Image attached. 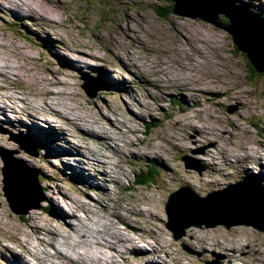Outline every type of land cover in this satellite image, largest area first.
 Wrapping results in <instances>:
<instances>
[{"label":"rangeland","instance_id":"obj_1","mask_svg":"<svg viewBox=\"0 0 264 264\" xmlns=\"http://www.w3.org/2000/svg\"><path fill=\"white\" fill-rule=\"evenodd\" d=\"M237 1L246 4L264 16V10L255 8L252 0ZM170 3H172L170 0H64L61 10L65 13L61 25L56 27L57 32L65 41V47L59 45V55L63 58L67 57L66 61H72L79 67L89 64L108 70L110 81L107 83L100 80L104 78L100 77V72L96 69H94V74L79 72L75 73V77H73L71 72L45 68L43 58L50 59L54 56V50L49 48L51 42L42 38L45 37V34L40 32L41 30L30 19L19 18L25 15L19 7L8 9L6 14L0 12V43L2 44L0 47V93H9L20 99L25 98L33 102H38V94H52L58 102L56 109L60 111L59 113L71 114V117H76L78 114L97 117V108L99 107L103 113L109 114L111 121L114 118L127 121L130 116L129 109L142 117L141 121L134 119L128 124L131 128H138L135 135L141 143H138L137 147L147 149L154 145L160 146L163 154L168 158L166 161L169 166L174 168V172L181 173L186 167L202 160L198 155L206 148H212L214 142H203L194 129L176 130L168 113L172 111L181 114L178 112V108L182 106V103L184 104L182 99H178L173 93L159 96L151 85H149V92L145 91L141 84L142 75L158 71L167 60L173 57L193 68L195 73L192 75L193 82L199 81V84L202 85L204 79L212 90H216L217 94H222L226 88L229 91L228 95L222 94L216 96L215 99L211 97L210 103H206L204 97L200 96L199 102L203 107L216 114L226 116L228 119L233 117L236 112H242L240 116L233 117L237 119L238 123H242L239 128L235 129L226 125L222 130V133L228 130V136H230V132L233 133L235 138L232 147L239 150L243 142H248L253 143L248 146L254 150H264V138L262 139L258 134V131L264 130V73H253L252 66L246 57L234 48L233 40L225 29L199 18L182 16L172 11L168 12L165 8ZM259 3L264 7V0H260ZM158 11L163 12V15L160 16ZM191 20L197 21L198 24ZM171 23L177 27V30H171ZM159 28L166 31V35H162L160 38L157 37ZM36 31L40 33L37 34ZM53 32L55 31L52 30L50 35L56 39L59 35ZM181 32L185 35H182ZM102 42L109 47L112 57ZM88 46L93 51H89ZM94 57H102L105 60L94 59ZM66 61H64V65ZM220 72L223 75H218ZM117 79L125 81L124 86L129 89L128 93L114 92L117 85H114L112 81ZM202 88L204 91L209 89L208 87ZM86 90L93 92L94 96L89 97ZM151 98H155L156 105L153 103L148 105L153 111L151 115H146L142 113L141 107L146 99ZM6 102L10 105L8 101ZM22 105V102L18 100L13 106L19 109V106ZM108 105L109 107H107ZM232 105L237 108L234 110ZM15 116L21 121L25 120L24 114H15ZM37 118V123L40 126H37V130L31 131L23 129L26 125L18 126L22 129L8 130L0 124L1 132L5 134L6 138L18 145V148L10 149L8 142L0 139V152L5 151V154L11 152V155L15 156L26 152L17 142L20 137L25 138L22 135H31L32 133L36 138L34 139L36 144L32 142L36 145V150L34 152L31 149L29 155L33 166H29L34 169L40 168L42 176L46 175L52 178L51 185H57L55 191L59 208L69 214V208L61 196L63 190L70 196L81 200L87 199L91 202L97 200L99 206L108 203L106 211L93 207L99 216V221L95 219V226L100 228L94 238L98 240L106 238L105 230L108 223L116 222L115 215L111 213L114 209L126 216L129 221L138 222L144 229L143 236L145 238L138 242L143 247V255L139 258L128 255L129 257L124 260L129 262L128 264H150L147 263L150 260H154L155 264H258V262L264 264V253H259V251H264V223L257 225L249 218V209L245 200L255 189L264 191V186L253 183L254 180L259 182L258 179H255L257 166L248 165L245 173H241L244 176L225 181L226 184L222 188L211 189L210 187L196 191L197 194L193 195L191 200L199 201L206 206H202L199 210L187 201L188 193L183 190L176 191L178 185L186 183L180 182L179 178L174 180L173 173L164 177L163 163L159 159L153 158L148 159L145 164L142 162L136 164L135 168L130 167L124 161L117 162L115 169L122 167L126 172V175L122 176V184L130 183L133 175L139 170L142 171L136 177V184L131 190H121L120 187L108 183L109 196L91 188L85 189V195H81L74 190V186L82 187L79 177L83 170L86 171V174L95 176L97 186L103 187L104 183L102 176L98 171L94 173L93 167L89 164L93 160V156H90L88 160L85 158V155L89 154L87 147L95 150L100 158L107 161L109 165H112V156L102 144L83 140L81 137H71L69 135L71 131H68L67 125L60 119L44 114L37 115ZM82 121L85 123L83 118ZM44 122L49 123V126ZM25 124L29 125V123ZM124 129L127 130L126 127ZM74 131L80 134L76 129ZM170 133L181 138L182 142L187 141L188 144L179 149L168 140ZM114 135L111 133V136ZM136 136L127 132L128 138L126 139L136 141ZM255 140H261V142H253ZM120 143L122 144L121 141ZM132 149L133 147H130V150ZM41 154L46 155L43 161L40 160ZM22 161L25 162L24 159ZM0 165L3 166L2 161H0ZM237 169L240 167L235 165L232 170ZM229 170L231 168L229 169L225 165L223 175L227 176ZM212 172L213 170L208 166L197 165L193 175L200 180L204 174L210 178ZM221 176L222 174L215 171L216 180ZM242 177L249 183L234 191L230 185L242 182L239 181V179H243ZM164 179L169 182L167 187H163ZM14 190L17 194L24 195V192L18 188H14ZM175 191L176 194L172 196L167 205L168 213L173 215L177 207V212L186 217L187 221L193 223L177 240L173 238L172 231L165 227V223L169 221L165 211L167 196ZM259 191L261 205H264V196H262L264 192ZM152 192L156 193V202L143 203V201L149 200ZM43 193V201L35 209L37 211H40V208L47 203L44 198L46 192ZM142 198L143 201H141ZM212 199L219 201L224 209H218L215 205L209 207L208 204ZM234 208L238 211L237 213ZM144 209L147 211L142 212ZM201 209L203 210L201 211ZM149 212L156 215L157 219L147 221L141 217ZM78 213L83 215L82 212ZM93 216L95 215L90 217ZM199 220L203 221L198 223ZM100 222H104L105 226L102 227ZM115 225L122 229L124 234L138 235L137 232L126 231L120 225ZM233 225H235V228H232L233 235L240 226H243V229L250 228L238 243L235 257L231 256V258H235L233 261L230 260L228 254L222 253L220 248L205 250L203 247L199 248L194 245L193 241L187 242V232L191 227L203 229L201 232L204 234L215 236L216 233L221 235V238L225 236L232 240L233 238L226 237V235L228 229ZM151 228L157 229L158 234L151 235L152 233L148 231ZM11 234V232L0 228V243L23 256L26 259L25 264H39V261L34 257L27 258L28 254L22 250L20 245L9 240ZM59 242L61 243V241ZM156 243L163 246L165 250H161V246ZM223 245L232 249L227 244ZM61 247L64 251L69 252L65 244ZM184 248L187 250L185 251ZM118 249L124 251L123 247H118ZM97 250L103 255H109V251L105 249ZM5 255L8 256V253ZM244 256L245 259H242ZM113 260L119 263L118 258ZM4 262L8 263V258L3 259L0 252V264H4ZM41 262L51 264L43 256Z\"/></svg>","mask_w":264,"mask_h":264},{"label":"bare ground","instance_id":"obj_2","mask_svg":"<svg viewBox=\"0 0 264 264\" xmlns=\"http://www.w3.org/2000/svg\"><path fill=\"white\" fill-rule=\"evenodd\" d=\"M259 2L260 0H252L255 8L264 10L263 5L260 6ZM63 3L64 0H0V12L6 14L8 9L19 7L25 14L19 18L30 19L33 24L41 30L40 32L45 34V37L42 38L48 39L51 42L49 44V48L54 50V56L52 58H43L45 68H56L60 72H71L73 77H75V73L79 72L94 74V69H96V71L100 72V77L104 78L100 80L107 83V81H110V72L108 70H105L100 66H91L89 64L79 67L72 61H66V56V58H63L59 55V45H64L65 41L57 32L56 27L61 25L63 15L65 13V11L61 10ZM177 17L179 18L180 16ZM191 21L193 22L195 20ZM195 22L198 24L197 21ZM170 27L172 31L177 30V27L172 23ZM52 30L55 31L53 33H57L59 35L56 39H53L50 35ZM40 32L36 31L35 33L38 34ZM157 32L158 38L162 35H166V31L163 28H159ZM181 34L185 35L182 32ZM226 34L228 35V33ZM97 38L99 39V37ZM102 43L109 52V55L112 57L109 47L104 44V42ZM196 43L198 44V42ZM0 47H2L1 43ZM62 47H65V45ZM80 48H82V46H80ZM88 48L89 51H93L89 46ZM89 56L93 57L91 55ZM39 59H42V57H39ZM94 59L105 60L102 57H94ZM64 61H66L65 65ZM121 64L126 68L123 63ZM192 69L193 68H190L187 63H181V61L172 57L167 60L158 71L152 74L142 75L143 81L141 82L145 91L149 92V85H151L156 89V94L159 96H162L165 93H173L178 99H182L184 104L182 103V106L178 108V112H181V114L173 113L172 111L168 113L171 117V123L176 130L183 131L187 128L194 129V131L202 138L203 142H214L212 148L208 147L198 155L202 160L197 161V163H194L192 166L186 167V169L181 173L174 172V168L169 166L166 161L168 158L163 154L160 146L154 145L147 149L137 147L139 146L138 143H141L139 138L135 135L138 128H131L128 124H130L134 119L136 121H141L142 117L137 113H133L129 109L128 113L130 116L127 121L119 120L117 118H114V120L111 121L109 119V114L103 113L99 107L97 108V117L90 115L83 116L80 114H78V116L76 115V117H71V114L65 115L59 113L60 111L56 109L58 108V102L52 94H38V102H33L28 99L26 100L25 98L20 99L19 97L10 95L9 93H0V124L8 130H12L14 128L22 129L18 127L19 125H26L23 128L25 130H37V126H40V124L37 123V115L44 114L50 116L51 118L60 119L65 125H67L68 131H71L69 133L71 137H81L83 140H91L106 147L112 156V165H109L107 161L101 159L95 150L87 147L89 154L85 155V158L88 160L90 159V156H93V160L90 161L89 164L93 167L92 170H94V173L95 171H98L100 176H102L104 183L103 187L97 186V179L95 176L86 174V171L83 170L79 177V183L82 187L74 186V190L79 192L81 195H85V189L91 188L102 192L105 196H109L110 190L107 188L108 183L124 189L121 181L122 176H125L126 172L122 167L115 169L117 167V162L124 161L126 164L130 165L141 162L145 164L150 158L159 159L163 163L164 177H168L169 173H173L175 175L173 178L174 180L179 178L180 182L186 183L184 185L188 186L195 192L210 187L211 189L224 187V184H226L225 181H230L231 179L235 180L237 177L244 176L241 173H245L248 165L253 167L257 166L255 179H258L259 182H255L254 180L253 183L264 186V150L256 151L252 147L248 146L253 143L248 142H243L240 149L236 150L232 147V143L234 141L233 139L235 138L233 133L231 134L230 132V136H228V130L222 133V130L225 129L226 125L235 129L241 126L242 123H238L237 119L233 117L240 116L242 112L238 111L233 117L228 119L226 116L216 114L203 107L199 102L200 96L204 97V101L206 103H210L211 97L215 99L216 96L222 94L228 95L229 91L226 88L222 91V94H217L216 90H212L209 83L204 81V79L202 85L199 84V81L197 83H195V81L193 82L192 75H195V73ZM260 73H264V71ZM133 75L136 77L135 73H133ZM196 75L199 77L198 74ZM218 75L223 74L220 72ZM16 81L20 82L18 80ZM112 82L114 85H117V92L114 91L115 93L129 92V89L124 86V80L117 79ZM202 87H208L209 89L204 91ZM18 100H20L23 105L19 106V109H16L13 105H15ZM6 101H8L10 105L7 104ZM151 103L156 105L155 98L146 99L141 107L142 113L146 115L152 114L153 110L148 106L151 105ZM107 107H109V105ZM236 108V106H233L234 110ZM15 114H24L25 120H19ZM82 118L85 120V123L82 121ZM25 123H29V125ZM44 123L49 126V123ZM125 127L127 130L124 129ZM74 129H76L80 134H77ZM60 132L65 134L63 131ZM127 132H131L134 136H136V141L127 140ZM111 133H114L115 135L111 136ZM258 134L262 137V139L264 138V130L258 131ZM0 139L4 140V142H8L10 149L18 148L16 143L7 139L5 134L1 132V127ZM33 139L36 138L32 135V140ZM168 140L179 149L183 148V145L188 144L187 141L182 142L181 138L171 133L168 136ZM261 140H255L253 142L260 143ZM42 144L45 145L44 143ZM130 147H133V149L130 150ZM31 148L36 150L34 146H31ZM29 154L30 152L27 151V153L22 152V154L19 155L20 157L12 155L24 159L28 165H31ZM2 155L3 152L0 154V161H2ZM45 156V154H41L40 160L43 161ZM197 165L208 166L212 169L213 172L211 176L209 175L210 178H208L206 174L202 175L200 180L197 177L195 178L193 171L197 168ZM225 165H227L229 169L231 168V170L227 173V176L223 175ZM235 165L240 167V169L232 170ZM1 168L2 166L0 165V228L12 233L9 235V240L20 245L22 250L28 254L27 258L32 256L39 261V264H43L41 262L42 256L49 260L51 264H59L58 262L61 264H128L129 262L127 263L124 261L126 257L130 256L139 258L143 255V247H141L138 242L139 240H143L145 238L143 236L144 229L141 228V225H139L138 222L133 223L129 221L126 216L115 210L113 214L115 215L116 222H110L106 227V238L103 240L95 239L94 237L100 231V228L95 226V219H98L99 221V216L97 210L93 207H96L98 210L101 209V211H106L108 203L101 204V206H99L97 200L91 202L84 199V201L70 196L63 190L61 196L64 203L69 208V214L65 213L61 208H59V206H57V192L55 191L57 185H51L50 182H53L51 177L45 176V180L42 176V171H39L40 168L38 167H36V169L39 171V174L43 179H41L40 186L44 190L43 192H46L44 198L47 203L44 207L40 208V211L35 210L36 208H31L25 215L12 213L3 196ZM215 171L222 174L218 180L215 179ZM242 178L243 179H239V181L247 182L244 177ZM48 180L50 182H48ZM162 184L163 187H167L169 182L167 179H164ZM178 186V189H180L182 185ZM156 198V193L152 192L148 201H143V198L141 201L145 204L155 203ZM245 200L246 205L250 210V214L248 215L249 218L257 225L264 223V205H261V196L258 193V190L255 189ZM198 203L200 206L206 207L201 202ZM212 205H215L218 209H224V206L219 201H215V199H212L208 204L209 207H212ZM234 210L236 213L238 212L236 208H234ZM145 211H147V209H144L142 212ZM78 212H82L83 215H79ZM91 215L95 216L90 217ZM141 217L147 219V221L157 219V216L150 212ZM119 219H122V222ZM100 223L102 227L105 226L104 222ZM115 223H124V230L137 232L138 235L133 236L124 234V231L118 228ZM235 225L228 229V234L226 235V237L233 238L232 240L225 238V236L221 238V235L216 233L215 236L204 234L201 232L203 229L191 227V229L187 232V242L189 243L193 241L194 245L199 248L203 247L205 250L208 248H220L221 252L228 254L230 260L233 261L235 258H231V256L234 255L235 257L237 254L238 243L241 241L243 235H245L250 229L249 227L247 229H243V226H240L233 235L232 228H235ZM189 227L190 225L188 228ZM148 231L152 233L151 235H153V233L158 234L157 229L151 228ZM59 241H61V243ZM64 244L67 246L69 253L62 249L61 245ZM156 244L160 245L158 243ZM223 244L231 246L232 249L230 250L227 247H224ZM118 247H123L124 251L119 250ZM97 248L107 249L110 252V255L106 257L100 253ZM161 248V250H165L163 246H161ZM184 250L186 251L187 249L184 248ZM0 252L2 253L3 259L8 258V263L4 262V264H25L26 259L17 251L10 249L7 245L0 243ZM6 253H8V256L5 255ZM259 253L263 254L264 251H259ZM114 258H118L119 263L113 260ZM242 259H245V256ZM147 263L155 264V261L150 260L147 261ZM258 264L260 263L258 262Z\"/></svg>","mask_w":264,"mask_h":264},{"label":"water","instance_id":"obj_3","mask_svg":"<svg viewBox=\"0 0 264 264\" xmlns=\"http://www.w3.org/2000/svg\"><path fill=\"white\" fill-rule=\"evenodd\" d=\"M170 1L173 2V13L189 16L192 18H201L220 28L225 29L232 37L236 48L245 55L246 59L254 68V70L257 73L264 71V16L260 15L247 5H244L237 0ZM226 19L228 20V23L224 24ZM86 92L89 97L94 96L93 92H89L87 90ZM26 144L30 145L28 142H26ZM27 150L29 151V149ZM2 159L5 164V167L3 168V174L5 176L4 191L6 192L9 200L11 201L12 199V209L16 213H26L31 208H37L39 206V201L42 200V195L36 172L22 164V167L16 166L14 174L11 175L10 166L12 162L14 161L19 163L20 161L17 159H12L10 153L8 155H2ZM240 185L241 183H235L233 185L231 184L230 186H232L233 190L235 191L239 189ZM11 187H16L20 190L22 189V191L30 193V199L32 202L22 206L21 204H16V198L11 192ZM184 188L185 187H181L178 191L184 190ZM175 194L176 191L169 193L167 196L165 211L168 215L169 221L166 222L167 224L165 223V227L172 231L173 238L177 240L184 235L185 229L188 228L189 225H193V223L187 221L186 217L177 212V207L175 208L173 215L168 213L167 205L172 196Z\"/></svg>","mask_w":264,"mask_h":264},{"label":"clouds","instance_id":"obj_4","mask_svg":"<svg viewBox=\"0 0 264 264\" xmlns=\"http://www.w3.org/2000/svg\"><path fill=\"white\" fill-rule=\"evenodd\" d=\"M175 104H178V103H175ZM23 137H25V138H22V137H20V139H18V144H19V146L22 148V149H24V151H28L27 149H29V151L28 152H31V149H32V151H34L35 152V149H33V148H31V146H34L35 148H36V143H35V141H34V139L32 140V136L31 135H22ZM26 142H28L30 145H27L26 144ZM32 142H34L35 144H33ZM46 143V145H47V142H45ZM2 153V151L0 152V154ZM10 153V156H11V158L12 159H17V160H19L20 162L19 163H17V162H12V164H11V166H10V173H11V175H13L14 174V172H15V167L16 166H20V167H22V164L24 165V166H26V167H29V168H31V169H33L35 172H36V174H37V177H38V184H39V186H40V182H41V176H40V174H39V171L35 168H32L31 166H29L26 162H23L22 160H21V158L19 159L18 157H15V156H13V155H11V152H6V154L3 152V155H8ZM63 156V155H62ZM2 164H3V166H2V168H1V173H2V184H3V186H2V191H3V196L5 197V199H6V201H7V203H8V206H9V208H10V210L13 212V213H15V214H25V213H16L13 209H12V206H11V202H12V199H11V201L9 200V198H8V196L6 195V192L4 191V187H5V182H4V180H5V176H4V174H3V168L5 167V164H4V161H3V159H2ZM130 167H132V168H135V167H137L136 166V164H134V165H130V164H128ZM22 171V170H21ZM142 171L141 170H139L135 175H133V178H132V180L130 181V183L129 182H125V184H122L123 186H124V189H122L121 188V190H126V191H129V190H131L133 187H134V185L136 184V177L138 176V174L139 173H141ZM46 176V175H45ZM45 176H43V178L45 179ZM19 177H20V175H19ZM18 178V177H17ZM27 179V178H26ZM73 179V178H72ZM75 179V178H74ZM46 180V179H45ZM9 181V180H8ZM48 182H50L49 180H48ZM13 183V182H12ZM18 183V182H17ZM236 183H241V185L239 186V189L242 187V186H244V185H246L247 183H249V182H236ZM16 185V184H15ZM23 185V184H22ZM41 187V186H40ZM181 187H185L184 188V192H186V193H188L189 194V197L187 198V201L191 204V205H193V207L195 208V209H200L202 206H199L200 204L198 203V202H194L193 200H191V198H192V196L193 195H195V194H197V192H195L194 190H192V189H190L188 186H186V185H182ZM180 187V188H181ZM14 188H16V187H11V192H12V194L13 195H15V203L16 204H21V206L22 205H25V204H27V203H31L32 201H31V199H30V193H28V192H25V191H22V189L20 190V191H22V192H24V195H19V194H17L16 192H15V190H14ZM24 188V187H23ZM238 189V190H239ZM177 190H179V189H177ZM32 192V191H31ZM41 195H42V200L41 201H43V189H42V187H41ZM41 201H39V203L41 202ZM14 203V202H13ZM14 203V204H15ZM36 205V204H35ZM36 207V206H35ZM39 207V206H38ZM37 207V208H38ZM20 209V208H19ZM115 210H117V209H114L111 213H113ZM203 209H201V211H202ZM118 211V210H117ZM20 212H21V210H20ZM203 220H199V222L198 223H200V222H202ZM109 224V223H108ZM115 224H118V225H120L122 228H123V226H124V223H115ZM192 226V225H191ZM96 239V238H95ZM97 249H105V248H97ZM105 250H107V249H105ZM108 251V250H107ZM69 253V252H68ZM109 255H110V252H109ZM108 255V256H109ZM106 257H108L107 255H105Z\"/></svg>","mask_w":264,"mask_h":264},{"label":"trees","instance_id":"obj_5","mask_svg":"<svg viewBox=\"0 0 264 264\" xmlns=\"http://www.w3.org/2000/svg\"><path fill=\"white\" fill-rule=\"evenodd\" d=\"M172 5H173V2L172 3H170V5L169 6H166V8H165V10H167L168 12H170V11H172ZM158 14L160 15V16H162L163 15V12H161V11H158ZM226 22L224 23V24H227L228 23V20L226 19L225 20ZM232 38V37H231ZM234 48L236 49V50H238L237 48H236V46H234ZM239 51V50H238ZM243 54V53H242ZM244 55V54H243ZM245 56V55H244ZM252 70H253V73H255L256 71L254 70V68L252 67ZM244 236V235H243Z\"/></svg>","mask_w":264,"mask_h":264},{"label":"flooded vegetation","instance_id":"obj_6","mask_svg":"<svg viewBox=\"0 0 264 264\" xmlns=\"http://www.w3.org/2000/svg\"><path fill=\"white\" fill-rule=\"evenodd\" d=\"M122 222V219H119Z\"/></svg>","mask_w":264,"mask_h":264}]
</instances>
